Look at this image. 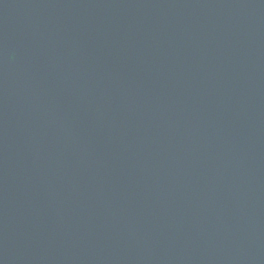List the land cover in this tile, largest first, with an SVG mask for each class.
<instances>
[{
    "label": "water",
    "instance_id": "obj_1",
    "mask_svg": "<svg viewBox=\"0 0 264 264\" xmlns=\"http://www.w3.org/2000/svg\"><path fill=\"white\" fill-rule=\"evenodd\" d=\"M0 264H264V0H0Z\"/></svg>",
    "mask_w": 264,
    "mask_h": 264
}]
</instances>
